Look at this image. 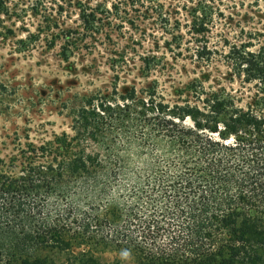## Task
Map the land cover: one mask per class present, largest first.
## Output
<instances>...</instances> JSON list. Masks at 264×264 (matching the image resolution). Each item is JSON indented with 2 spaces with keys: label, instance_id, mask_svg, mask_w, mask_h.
<instances>
[{
  "label": "trees",
  "instance_id": "16d2710c",
  "mask_svg": "<svg viewBox=\"0 0 264 264\" xmlns=\"http://www.w3.org/2000/svg\"><path fill=\"white\" fill-rule=\"evenodd\" d=\"M197 12L199 34L212 17ZM248 47L226 55L257 83L245 107L194 83L192 101L113 90L83 102L71 136L0 158V264H264V49Z\"/></svg>",
  "mask_w": 264,
  "mask_h": 264
},
{
  "label": "rangeland",
  "instance_id": "374dc122",
  "mask_svg": "<svg viewBox=\"0 0 264 264\" xmlns=\"http://www.w3.org/2000/svg\"><path fill=\"white\" fill-rule=\"evenodd\" d=\"M196 11L212 17L199 34ZM240 44L264 49V1L0 0V158L71 136L83 102L113 90L153 85L165 101L177 93L192 101L183 91L194 83L245 107L261 94L226 58ZM91 251L104 262L130 261L102 246Z\"/></svg>",
  "mask_w": 264,
  "mask_h": 264
}]
</instances>
